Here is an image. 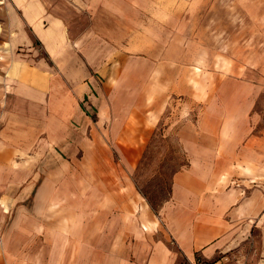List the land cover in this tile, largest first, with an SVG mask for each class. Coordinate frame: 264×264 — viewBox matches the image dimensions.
Returning <instances> with one entry per match:
<instances>
[{"label":"crops","instance_id":"obj_1","mask_svg":"<svg viewBox=\"0 0 264 264\" xmlns=\"http://www.w3.org/2000/svg\"><path fill=\"white\" fill-rule=\"evenodd\" d=\"M2 7L5 42L22 52L0 68V236H10L0 246V264H66L68 244L76 248V264L84 260L83 248L93 264L101 234L112 258L122 246L116 255L122 264H264V128L257 106L264 53L251 57L263 61L254 65L260 72L251 82L218 78L211 85V73L204 72L196 84L189 25L171 20L152 33L141 0H9ZM252 9L264 11V0ZM152 36L173 50L144 57L161 60L153 80L139 87L144 137L171 100L182 116L178 138L186 156L159 216L148 206L135 212L136 187L129 176L115 174L135 170L141 148L120 150L122 163L98 160L100 144L130 140L137 103L126 69L111 85L119 71L109 61L133 58L129 48L115 51L114 45H144ZM157 100L160 110L151 114ZM28 156L36 168L28 167ZM36 171L42 184L35 211L18 212L5 227L4 189L16 196L23 173L33 172L20 194L29 196ZM99 171L114 183L101 196L93 190ZM128 236L136 237L134 244ZM52 237H58L59 260L51 258ZM66 237L73 238L68 243Z\"/></svg>","mask_w":264,"mask_h":264},{"label":"rangeland","instance_id":"obj_2","mask_svg":"<svg viewBox=\"0 0 264 264\" xmlns=\"http://www.w3.org/2000/svg\"><path fill=\"white\" fill-rule=\"evenodd\" d=\"M141 2L147 6L146 13L141 16L147 21V26L151 28L152 33L158 30V27L162 24L165 25L167 22L169 24L171 20L180 21L179 26L182 28L187 26V24L189 25L190 35L192 36L189 52L194 57V80L196 84L203 83L204 72L211 73L209 77L211 85L218 84V78L222 79V82L224 80V82L228 83L233 81L251 82L256 76L258 78L260 69L254 67L256 66L255 64L262 67L263 61L260 60L258 62V60H252L251 57L258 54L261 57L264 53V11L252 9V4L255 0H141ZM2 9L3 7L1 6L0 12ZM5 21L6 18L0 14L1 69L7 68L15 55L16 57L20 56L15 53L22 52V49L18 47L11 50L8 42H5L9 41L8 38L4 37L7 33L5 32ZM184 29L188 30V28ZM34 45L42 51L40 43L35 41ZM100 45H103L102 49L105 46L102 42ZM114 46L115 51H125V48H129V53L133 58L125 60V62L120 59L109 61L119 71L117 75H112L113 78L110 79L111 85L118 83L126 69L127 78H129L132 84L131 97L133 100L136 99L137 103L130 115L133 125L130 140L110 139L107 140V145L104 147H101L102 144H100L98 148L99 164L107 162L122 163L119 154L120 150L123 152L127 151L126 153H133L137 147L141 148L142 156H140L135 170L115 174L129 176L130 182L136 187L140 201L135 212H139L142 210V207L148 206L159 216L161 206L171 195L174 172L186 163L184 145L180 138H178V130H180L183 120L181 114H177V105L175 107L172 106L170 100L168 106L161 108L162 115L159 121L155 124L149 137L145 138V126L140 122L141 119H145V116L140 111L142 104L139 97V87L141 83L145 82L147 77L153 80L156 73V64L160 65L161 62V60L144 59V57H153L157 52L162 51L166 55L173 48L171 44L166 43L162 44L160 48V45L155 42L154 36L149 37L148 42L144 45L136 42L125 45L115 44ZM48 62L51 67H57V64L53 60H48ZM252 69H255V71L250 74ZM100 77L103 78L101 75ZM0 78L1 83L2 77ZM2 91L1 87L0 114L3 105ZM81 104L86 109L85 101ZM159 104V100L153 102V106L148 107L149 112L152 114L156 110L158 113L160 110V107L158 108ZM257 106L262 117L260 125L261 128H264V86L257 96ZM152 119H155V116L152 115ZM103 143L105 142L103 141ZM26 164L28 167L36 168L33 158L29 156ZM38 168L39 166H37ZM32 173H23L27 179H24L19 185V192L16 196V193L11 194L8 188L4 189L1 208L6 217L5 227H10L12 217H15L18 212L35 211L34 201L38 195V189L42 184V177L39 176L38 171L34 173L39 178L37 187L33 193L25 198L20 196ZM106 173L102 171L94 173L95 176H99L93 186V190L97 191L96 194L98 196H101L102 192H104V187L107 189L114 187L112 179H107ZM97 186L99 190L96 189ZM57 238L55 241L52 237L50 248L51 258L54 260H59ZM69 238L73 237H66L68 243ZM126 239L127 243L134 244L136 241V237L134 236H128ZM4 240L10 242V236H0V246L4 243ZM107 240L108 237L102 234L96 237L98 250L93 252V264H122V261L116 256L122 246H116L118 250L114 252V259L110 256L113 252L107 250ZM75 249L73 244L67 245L66 264H76ZM82 251L84 260L83 262H78V264H91L90 260L86 261V259H90V251L86 252L85 248ZM131 257L133 259V253Z\"/></svg>","mask_w":264,"mask_h":264},{"label":"built area","instance_id":"obj_3","mask_svg":"<svg viewBox=\"0 0 264 264\" xmlns=\"http://www.w3.org/2000/svg\"><path fill=\"white\" fill-rule=\"evenodd\" d=\"M9 0H0V6H4L8 3ZM217 264V263H215Z\"/></svg>","mask_w":264,"mask_h":264}]
</instances>
